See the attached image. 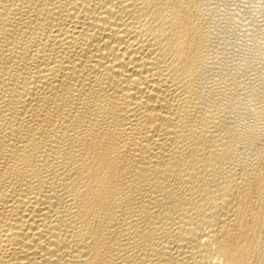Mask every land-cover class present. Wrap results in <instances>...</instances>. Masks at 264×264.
Listing matches in <instances>:
<instances>
[{"label": "bare ground", "instance_id": "1", "mask_svg": "<svg viewBox=\"0 0 264 264\" xmlns=\"http://www.w3.org/2000/svg\"><path fill=\"white\" fill-rule=\"evenodd\" d=\"M249 1L0 0V264H264Z\"/></svg>", "mask_w": 264, "mask_h": 264}, {"label": "rangeland", "instance_id": "2", "mask_svg": "<svg viewBox=\"0 0 264 264\" xmlns=\"http://www.w3.org/2000/svg\"><path fill=\"white\" fill-rule=\"evenodd\" d=\"M243 1H244V0H243ZM245 1H248V0H245ZM250 1H251L252 3H251ZM250 1H249V2H250V3H249V4H250V7H251V5H253L251 8L254 9L253 7H255V6L257 5V1H259V0H257V1H256V0H250ZM253 1H254L256 4H253ZM251 8H250V9H251Z\"/></svg>", "mask_w": 264, "mask_h": 264}]
</instances>
